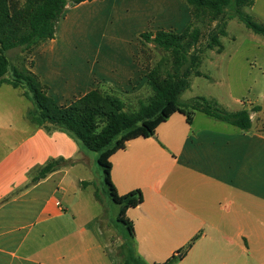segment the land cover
I'll use <instances>...</instances> for the list:
<instances>
[{
  "label": "crops",
  "instance_id": "0c3cea01",
  "mask_svg": "<svg viewBox=\"0 0 264 264\" xmlns=\"http://www.w3.org/2000/svg\"><path fill=\"white\" fill-rule=\"evenodd\" d=\"M187 4L93 0L68 6L56 37L36 47L26 67L60 107L94 89L126 91L147 76L141 35L182 33L191 23ZM2 86L17 99H0V264H124V239L107 225L96 193L83 196L93 188L86 161L92 155L67 133L28 119L34 104L25 86ZM2 86L0 96L12 93ZM247 105L250 130L201 112L189 124L176 113L154 137L129 141L111 158L118 193L140 190L144 197L127 218L145 264L165 263L195 237L176 264H264V102ZM60 158L75 163L27 187L35 169Z\"/></svg>",
  "mask_w": 264,
  "mask_h": 264
},
{
  "label": "trees",
  "instance_id": "16d2710c",
  "mask_svg": "<svg viewBox=\"0 0 264 264\" xmlns=\"http://www.w3.org/2000/svg\"><path fill=\"white\" fill-rule=\"evenodd\" d=\"M86 1L93 0H0V87L4 84L15 88L27 87L25 95L35 106L34 113L28 114L32 123L48 131L55 129L65 132L76 141L82 153L97 154L96 162L103 172L108 195L119 206L118 222L126 229L125 243L120 248L124 264H145L135 254L134 225L127 218V211L141 205L144 197L140 190L125 195L118 193L111 178V158L124 150L129 141L154 137L157 128L176 113L186 116L189 124H192L194 114L201 112L242 130H250L252 120L248 110L232 113L205 98L195 99L188 106H182L179 98L189 88L193 75L202 76L198 69L204 51L194 49L201 38L200 29L193 28L195 20L209 19L218 23L210 36L207 50L214 49L220 44L219 37L226 35L228 18H240L249 29L262 35L264 24H257L242 11L245 7L255 6L256 0H185L191 8L194 21L182 33L157 31L141 35L143 45L154 43L171 53L175 59L173 72L167 73L166 77L161 74V65L149 71L147 79L154 95L148 104L129 113L124 110V102L118 96L94 89L71 105L60 107L48 96L39 78L27 67L18 70L11 66L8 52L23 48L31 54L42 43L54 39L67 7ZM226 14L229 17L225 18ZM193 49L194 54H190ZM189 62L196 69L193 73L189 66L182 71ZM10 71L12 76L8 77ZM74 163L63 158L50 160L34 170L27 187ZM197 238L178 251V254L186 256ZM179 260L178 255H173L163 264H176Z\"/></svg>",
  "mask_w": 264,
  "mask_h": 264
},
{
  "label": "rangeland",
  "instance_id": "374dc122",
  "mask_svg": "<svg viewBox=\"0 0 264 264\" xmlns=\"http://www.w3.org/2000/svg\"><path fill=\"white\" fill-rule=\"evenodd\" d=\"M187 6L191 11L190 6L188 4ZM242 11L257 24H264V0H256L255 6L245 7ZM226 17H229V15L226 14ZM191 21L194 20L191 18ZM217 25V22L209 19L195 20L194 22L193 28L200 29L201 33L199 44L194 49L204 51L203 61L198 69L202 76L193 75L190 78V86L180 95L179 103L182 106H188L195 99L205 98L216 102L218 106L232 113L245 110L249 101L254 102L256 105L260 102L263 103L264 35L249 29L240 18L231 17L228 18L226 23V35L219 37L220 44L215 46L214 49L207 50L210 36L215 32ZM194 49L190 51V54H194ZM141 51L140 64L146 71L147 76L149 71L158 65H161V74L164 77L167 76V73L173 72L175 59L171 53L154 43L142 44ZM28 56L29 53L23 48H16L8 52L11 66L16 67L18 70L26 67ZM187 66L190 67L192 73L196 71L190 62L182 68V71H185ZM9 76H12V71L9 72ZM147 76L139 84L131 86L126 91L116 93H110L107 90L101 91L107 94H115L124 102L126 112H135L142 105L148 104L150 98L154 95ZM2 87V92L12 91V93H8L4 97L3 94L0 99L5 98L6 102L11 94L12 98L17 99L15 91L9 90L11 87ZM25 103L28 106L30 105L29 100ZM34 110L35 106L32 110L27 107V115L29 112L34 113ZM203 117L206 116L203 115ZM28 119L30 120L29 115ZM24 123L27 124V122ZM91 155V159L86 161L90 165L88 166V177L93 178V188L84 190L83 196H93L91 191L96 193L100 204L98 210L104 213L107 225L114 228L117 237L123 238L125 243L126 229L124 225L118 222L119 206L113 203L108 195L103 172L96 162L97 154L91 153Z\"/></svg>",
  "mask_w": 264,
  "mask_h": 264
},
{
  "label": "water",
  "instance_id": "95a60500",
  "mask_svg": "<svg viewBox=\"0 0 264 264\" xmlns=\"http://www.w3.org/2000/svg\"><path fill=\"white\" fill-rule=\"evenodd\" d=\"M178 256H179V258H181V257H182V255H181V254H179Z\"/></svg>",
  "mask_w": 264,
  "mask_h": 264
}]
</instances>
